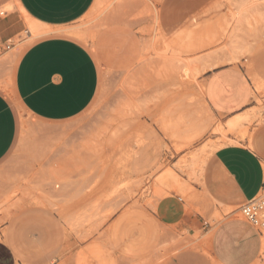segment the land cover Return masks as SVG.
I'll list each match as a JSON object with an SVG mask.
<instances>
[{"label": "rangeland", "instance_id": "1", "mask_svg": "<svg viewBox=\"0 0 264 264\" xmlns=\"http://www.w3.org/2000/svg\"><path fill=\"white\" fill-rule=\"evenodd\" d=\"M208 1L119 0L76 24L99 70L92 102L59 122L17 106L16 140L0 161V237L12 241L17 264H216L206 232L224 218L208 213L221 205L209 188L212 174L225 180L212 170L208 142L216 129L200 91L204 72L192 75L183 65L241 63L229 61L228 45L245 38L253 53L264 45V28L244 22L240 31V22L226 21L225 6H214L220 0ZM8 4L14 8L5 11ZM15 5L0 0L6 95L3 85L29 43L25 30L5 38L17 15L24 19ZM257 7L251 12L264 9ZM190 127L201 131L184 144ZM192 155L204 159L195 173ZM253 264H264V247Z\"/></svg>", "mask_w": 264, "mask_h": 264}, {"label": "crops", "instance_id": "2", "mask_svg": "<svg viewBox=\"0 0 264 264\" xmlns=\"http://www.w3.org/2000/svg\"><path fill=\"white\" fill-rule=\"evenodd\" d=\"M17 1L29 20L44 29L32 36L26 32L29 43L15 63L11 83L3 85L8 95L0 91V161L16 140L17 106L42 121L69 120L89 106L99 83L98 66L82 42L84 35L75 29L96 0ZM17 17L16 31L5 34L6 40L27 29L25 16ZM239 58L244 61L238 65L215 66L203 75L204 107L212 117L210 130L216 129L208 142L212 170L225 180L224 185L212 174L209 188L221 205L208 213L224 218L206 232L216 264H253L263 250V234L233 215L264 190V130L258 129L264 123V45ZM232 121H239L233 130ZM226 209L234 213L227 216ZM9 242L8 236L0 237V264L18 262Z\"/></svg>", "mask_w": 264, "mask_h": 264}, {"label": "bare ground", "instance_id": "3", "mask_svg": "<svg viewBox=\"0 0 264 264\" xmlns=\"http://www.w3.org/2000/svg\"><path fill=\"white\" fill-rule=\"evenodd\" d=\"M14 2H15V6L22 12V14L25 16V19H26V21H27V29H26V32H30V34H31V36L33 35V34H35V33H37V32H39V31H41V30H43L44 29V27L42 28V27H37L36 25H35V23H33V22H31L30 20H29V17L24 13V11H23V9L20 7V5L18 4V1L17 0H13ZM119 2V0H96V2H95V5L92 7V9H91V12H90V14H92V15H94V14H96V15H100L101 13H103L104 14V12H107L106 10H108L109 8H111L113 5H114V3L115 2ZM121 1V0H120ZM211 0H209L208 2H210ZM213 1V0H212ZM212 1H211V3H212ZM214 2V1H213ZM216 2V1H215ZM122 3V2H121ZM116 4H118V3H116ZM215 5L214 6H216L217 8H219V7H222V6H225V8H226V11H225V19H226V21L228 22V23H242V24H244V22H245V24L247 25V26H249L250 25V23L251 24H257L258 25V23H259V26H260V24L262 25V27L264 28V12H263V10H262V12H258V13H252L251 12V10L255 7H257V9L259 8V5H264V0H220V1H218L217 2V5H216V3H214ZM120 5V4H119ZM213 5V4H212ZM121 6V5H120ZM2 7V6H1ZM114 7V6H113ZM116 7H118V5H116ZM116 7H114V8H116ZM126 7V6H125ZM261 7V6H260ZM14 8V5H12V4H8V5H6V6H4L3 7V9L5 10V11H10V10H12ZM123 8V7H122ZM263 7H261V9H262ZM113 9V8H112ZM124 9V8H123ZM122 9V10H123ZM260 9V8H259ZM260 9V10H261ZM3 10V11H4ZM259 10V11H260ZM110 11H112V10H110ZM121 11V10H120ZM2 12V11H1ZM109 12V11H108ZM251 12V13H250ZM253 12H256V11H253ZM111 14H112V12H110ZM89 14V15H90ZM108 14V13H107ZM109 15V16H112V15ZM105 15H106V13H105ZM114 15V14H113ZM116 15V14H115ZM114 15V16H115ZM107 16V15H106ZM117 16H120V15H117ZM124 16V15H123ZM108 17V16H107ZM112 18V17H111ZM240 23H239V30L241 31L242 29L241 28H243V27H247V26H245V24L244 25H240ZM249 25H248V24ZM253 25V26H254ZM243 26V27H242ZM238 27H237V29H238ZM241 27V28H240ZM256 26H254V28H255ZM248 28V27H247ZM245 29V28H244ZM256 29H258L257 27H256ZM255 29V30H256ZM248 32H249V30L248 29H246ZM252 30H253V27H252ZM260 31V30H259ZM258 31V32H259ZM243 32V31H242ZM244 33V32H243ZM253 33H256V32H253ZM240 35V34H239ZM244 35H245V33H244ZM252 35V34H251ZM249 36V37H252V36ZM256 36V35H255ZM239 37V36H238ZM244 37H246V36H244ZM240 38V37H239ZM239 38H237V39H233L231 42H230V44L228 45V54H229V61H236V60H238V57L240 56V55H247V54H251V52H252V46H250L249 44H247L248 42L246 41V40H242V39H240V40H242L241 42H242V44H240L239 43V41H238V39ZM242 38V37H241ZM244 41H246L247 43H245ZM243 43H245V44H243ZM226 52V51H225ZM221 53V52H220ZM10 54V53H9ZM227 54V55H228ZM10 55H12V53L10 54ZM14 55V54H13ZM222 55V54H221ZM202 58V57H201ZM195 59H197V58H195ZM200 59V58H199ZM207 59H208V57H207ZM194 60V59H193ZM190 60V59H188V61H187V59H185V61H184V65H183V68L185 69V70H188V71H190V73L192 74V75H196V74H199V73H202V72H204L205 70H207L208 68L210 69H212L213 67H217V63H208L207 62V64L208 65H205V63H203V62H206L205 60H203V62H200V61H196V60ZM10 61V60H9ZM239 61V60H238ZM181 62V61H180ZM233 63V62H232ZM234 63H236V62H234ZM240 63V62H239ZM231 64V63H230ZM220 65V64H219ZM218 65V66H219ZM233 65V64H232ZM237 65H238V63H237ZM242 67V66H241ZM187 71V72H188ZM189 73V72H188ZM254 80V79H253ZM254 82V81H253ZM204 89H205V85L204 84H202L201 86H200V91H201V93L203 94L204 93ZM256 91V90H255ZM172 112V111H171ZM213 113V112H212ZM238 115H236V117H237ZM240 117H241V115H239ZM237 119H239V118H236V120ZM235 120V121H236ZM239 122V121H238ZM238 122H236V123H238ZM243 122V121H242ZM236 123H233V121H232V123H229V127L231 128V130H233L232 129V127L233 126H235L236 125ZM242 123H240V124H238V125H241ZM197 126V125H196ZM206 126V125H205ZM200 127H202V125L200 126ZM205 128V127H204ZM191 129V127L190 128H188L187 129V132L189 131ZM204 130V129H203ZM203 130H202V132H203ZM200 131H201V128H199V127H194L193 129H192V131L190 130V133H192V134H190V136H188L187 135V132H186V135L188 136L185 140L183 139V141H184V144H188L192 139H194L195 137H197L198 135H199V133H200ZM227 132H228V130H226ZM230 132V131H229ZM245 132V130L243 131V133ZM175 134V133H174ZM179 134V133H178ZM173 135V134H172ZM225 136V135H224ZM242 138H243V136H242ZM225 139H227V137L225 138ZM226 141H228V140H226ZM234 141V140H233ZM231 142V141H230ZM236 142V141H235ZM224 143V142H223ZM220 144V143H219ZM225 144V143H224ZM181 145L183 146V144H180L179 146L181 147ZM178 146V147H179ZM179 147V148H180ZM216 147V146H215ZM182 148V147H181ZM212 152V151H211ZM199 153H202V150H201V152H199ZM199 153H197L198 154V156H199ZM206 153H207V151H206ZM193 157H195V158H193V160H192V158H191V160H192V162H191V160H190V162L191 163H189V165H188V170H189V172H191L192 173V171L194 172V170L192 169V168H194L193 166H199V165H201V164H203L202 163V161L204 160L203 158H199V157H196L195 155H192ZM205 156V155H204ZM206 159V158H205ZM204 162V161H203ZM190 165L192 166L191 168H189L190 167ZM195 169V168H194ZM202 169V168H201ZM191 170V171H190ZM196 170H197V168H196ZM196 170H195V172H196ZM194 172V173H195ZM189 175H190V173H189ZM192 176V175H191ZM189 177V176H188ZM190 178V177H189ZM194 179V178H193ZM198 179V178H197ZM187 208H188V206H187ZM240 213V212H239ZM238 213V214H239ZM241 215V214H240ZM241 218H242V216H241ZM206 239H207V237H206ZM171 240V239H170ZM180 240H181V238H180ZM174 241V240H173ZM169 243V242H168ZM172 243V242H171ZM203 244V243H202ZM166 245V244H165ZM263 247H264V245H263ZM159 248V247H158ZM162 249V248H161ZM160 249V250H161ZM160 252V251H159ZM168 253V252H167ZM157 254V253H156ZM158 254H160V253H158ZM166 255V254H165ZM57 256V255H56ZM156 256V255H155ZM161 257V256H160ZM127 259V258H126ZM130 259H128V261H129ZM158 260H159V258H158ZM157 260V261H158ZM131 261V260H130ZM135 262H137V263H139L138 261H135ZM137 263H135V264H137Z\"/></svg>", "mask_w": 264, "mask_h": 264}, {"label": "built area", "instance_id": "4", "mask_svg": "<svg viewBox=\"0 0 264 264\" xmlns=\"http://www.w3.org/2000/svg\"><path fill=\"white\" fill-rule=\"evenodd\" d=\"M239 212L248 224L263 234L264 230V190L239 207Z\"/></svg>", "mask_w": 264, "mask_h": 264}]
</instances>
